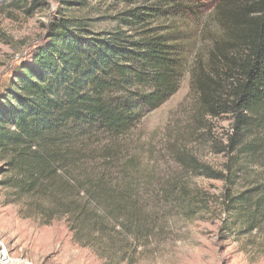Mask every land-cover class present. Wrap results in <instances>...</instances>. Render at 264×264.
<instances>
[{"label":"trees","instance_id":"1","mask_svg":"<svg viewBox=\"0 0 264 264\" xmlns=\"http://www.w3.org/2000/svg\"><path fill=\"white\" fill-rule=\"evenodd\" d=\"M86 1L62 0L63 9ZM217 2L222 34L207 64L194 71L192 87L204 114L233 116V131L219 149L231 160L224 169L189 161L198 175L224 181L222 228L238 236L243 250L262 256L264 0ZM49 7L48 0H0V14ZM161 12L152 3L135 6L101 32L82 17L57 15L0 94L1 184L25 216L45 224L64 218L74 241L99 257H135L137 241L160 226L155 200L145 198L115 146L180 88L182 48L151 25ZM248 168L257 175L237 188V176ZM193 190H172L173 201L191 216L208 208V201L195 202L203 189Z\"/></svg>","mask_w":264,"mask_h":264},{"label":"rangeland","instance_id":"2","mask_svg":"<svg viewBox=\"0 0 264 264\" xmlns=\"http://www.w3.org/2000/svg\"><path fill=\"white\" fill-rule=\"evenodd\" d=\"M48 1L49 8L33 15L22 11L0 14V94L15 69L45 41L57 15L79 16L93 31H110L120 23L122 12L152 3L162 12L151 25L160 26L182 48L185 69L178 91L160 107L147 111L115 146L145 198L155 200L152 209L160 217V226L137 241L135 257H99L74 241L64 218L45 224L21 213V205L1 184L0 174V240L14 253L39 264H264V255L258 256L255 249L243 250L235 240L238 236L222 228L224 181L198 175L189 161L193 157L224 169L231 160L219 149L233 131V116L204 114L192 87L194 71L207 64L209 51L222 34L217 0H87L71 11L63 9L62 0ZM257 173L250 168L240 172L237 188ZM182 185L194 189L193 193L203 189V198L198 196L195 202L208 201V208L195 216L185 213L173 201V188ZM164 197L172 201L162 202Z\"/></svg>","mask_w":264,"mask_h":264},{"label":"built area","instance_id":"3","mask_svg":"<svg viewBox=\"0 0 264 264\" xmlns=\"http://www.w3.org/2000/svg\"><path fill=\"white\" fill-rule=\"evenodd\" d=\"M0 264H39L33 259L19 255L11 251L5 243L0 240Z\"/></svg>","mask_w":264,"mask_h":264}]
</instances>
